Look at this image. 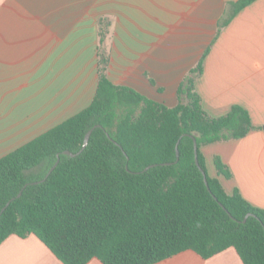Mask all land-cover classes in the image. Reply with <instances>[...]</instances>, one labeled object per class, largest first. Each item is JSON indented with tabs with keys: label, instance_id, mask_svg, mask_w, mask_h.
I'll list each match as a JSON object with an SVG mask.
<instances>
[{
	"label": "trees",
	"instance_id": "1",
	"mask_svg": "<svg viewBox=\"0 0 264 264\" xmlns=\"http://www.w3.org/2000/svg\"><path fill=\"white\" fill-rule=\"evenodd\" d=\"M254 1L229 2L219 31ZM107 34V27L100 31L102 41ZM209 50L181 82L175 106L113 83L109 57L101 55L92 103L0 157V213L31 183L0 215V244L11 234H35L65 264L93 258L104 264H155L188 249L209 258L229 247L244 264H264V208L237 188L227 192L209 174L202 150L256 128L240 104L222 116L203 107L196 81ZM97 124L80 154L64 153L78 152ZM192 135L210 190L195 162ZM58 153L60 161L46 180L33 183L45 178ZM168 162L173 163L163 164ZM214 163L218 175L232 177L219 155ZM151 164L157 165L137 173ZM248 213L254 215L246 218Z\"/></svg>",
	"mask_w": 264,
	"mask_h": 264
},
{
	"label": "crops",
	"instance_id": "2",
	"mask_svg": "<svg viewBox=\"0 0 264 264\" xmlns=\"http://www.w3.org/2000/svg\"><path fill=\"white\" fill-rule=\"evenodd\" d=\"M231 1L0 0V157L92 103L101 55L113 83L175 106L181 82L210 48L196 81L203 107L222 116L240 104L256 128L204 146L208 172L264 208V0L219 31ZM216 155L231 178L218 175ZM0 264L65 263L37 235L11 234L0 244ZM155 264L244 262L229 247L209 258L188 249Z\"/></svg>",
	"mask_w": 264,
	"mask_h": 264
},
{
	"label": "water",
	"instance_id": "3",
	"mask_svg": "<svg viewBox=\"0 0 264 264\" xmlns=\"http://www.w3.org/2000/svg\"><path fill=\"white\" fill-rule=\"evenodd\" d=\"M100 126H101L100 124H97V125H95L94 127H92V128L87 132V134H86V136H85V140H84L83 147H82L78 152L73 153V152H71V151H69V150H65L64 153H65V154H68V155H70V156H76V155L80 154V153L83 151V149L86 147V145L88 144L89 139H90V137H91V134H92L93 130H94L95 128H97V127H100ZM192 137H193V140H194V147H195V162H196V164L200 167V169H201V171H202V173H203V175H204L205 182H206V184H207V186H208V188H209V190H210V187H209V184H208V180H207V174H206V172H205V171L201 168V166H200L199 155H198L197 140H196V138H195L193 135H192ZM111 139H112V141H114L116 144L120 145V144H119L117 141H115L113 138H111ZM179 155H180V153H179V150L177 149V160H176L175 162H177V161L179 160ZM59 161H60V153L57 154V161H56V163L52 166V168L50 169V171L47 173V175L45 176V178L42 179V180H39V181L33 182V183H40V182L45 181L46 178L49 176V174H50V173L55 169V167L58 165ZM172 163H173V162H168V163H163V164H172ZM156 165H157V164H151V165H148V166L145 167L142 171H138L137 173L145 172V171H147L148 169H150L151 167L156 166ZM29 184H31V183L26 184V185L23 187V189L18 193V195H17L16 197L11 198V199L6 203V205L2 208L0 215L6 210V208L10 205V203H11L13 200H15V198L20 197V196L22 195L24 188H26ZM214 198H215V199H218L215 195H214ZM223 207H224V206H223ZM224 208H225V207H224ZM225 209H226V208H225ZM252 215H254V214H253V213H248V214L246 215V218L249 217V216H252Z\"/></svg>",
	"mask_w": 264,
	"mask_h": 264
},
{
	"label": "rangeland",
	"instance_id": "4",
	"mask_svg": "<svg viewBox=\"0 0 264 264\" xmlns=\"http://www.w3.org/2000/svg\"><path fill=\"white\" fill-rule=\"evenodd\" d=\"M208 171H209V169H208Z\"/></svg>",
	"mask_w": 264,
	"mask_h": 264
}]
</instances>
